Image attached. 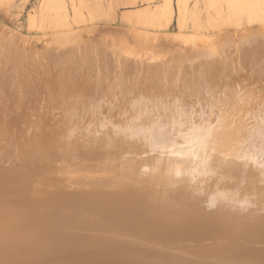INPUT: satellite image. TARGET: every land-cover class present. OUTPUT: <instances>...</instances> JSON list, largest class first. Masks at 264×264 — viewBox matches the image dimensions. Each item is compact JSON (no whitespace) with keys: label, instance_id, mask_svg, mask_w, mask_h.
Here are the masks:
<instances>
[{"label":"bare ground","instance_id":"6f19581e","mask_svg":"<svg viewBox=\"0 0 264 264\" xmlns=\"http://www.w3.org/2000/svg\"><path fill=\"white\" fill-rule=\"evenodd\" d=\"M261 1L227 0L229 15L264 20ZM47 2L71 40L65 0ZM5 47L0 264H264V48L242 49L244 76L86 47L19 64Z\"/></svg>","mask_w":264,"mask_h":264},{"label":"rangeland","instance_id":"374dc122","mask_svg":"<svg viewBox=\"0 0 264 264\" xmlns=\"http://www.w3.org/2000/svg\"><path fill=\"white\" fill-rule=\"evenodd\" d=\"M73 1L76 3L75 13ZM73 1L65 0L72 38L62 43L58 38L67 32L66 28L54 27L50 19L58 20L64 12L50 10L47 0H0V64L4 59L5 46L12 42L14 53L18 52L20 56L19 64L45 62L48 61L47 54L58 51L65 52V55L71 52L80 54L86 47L96 54L111 55L117 60L116 64H120L121 60L144 59L148 63L160 61L158 64L233 60L231 64H242L239 70L245 76L249 74L245 66L249 61L242 49L255 42L264 48V20L253 21L248 12L238 18L230 17L227 0H218L221 10L207 0H181L182 4L188 5L186 17L179 14V0H173L171 18L167 14L164 16L167 13L165 0ZM243 1L249 3L251 0ZM261 2L264 3V0ZM145 22L149 24L146 26ZM159 22L162 23L159 25ZM259 55L264 60V54L261 52ZM245 83L242 85L245 86Z\"/></svg>","mask_w":264,"mask_h":264}]
</instances>
